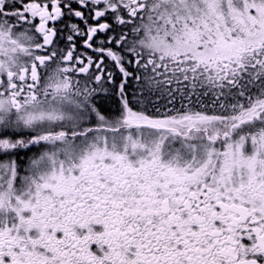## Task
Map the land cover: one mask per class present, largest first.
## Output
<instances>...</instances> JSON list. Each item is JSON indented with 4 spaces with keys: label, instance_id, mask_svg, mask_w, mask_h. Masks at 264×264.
<instances>
[{
    "label": "snow or ice",
    "instance_id": "obj_1",
    "mask_svg": "<svg viewBox=\"0 0 264 264\" xmlns=\"http://www.w3.org/2000/svg\"><path fill=\"white\" fill-rule=\"evenodd\" d=\"M0 264H264V0H0Z\"/></svg>",
    "mask_w": 264,
    "mask_h": 264
}]
</instances>
